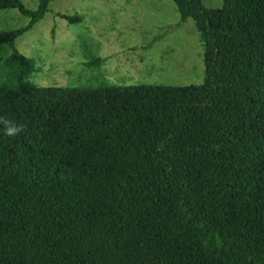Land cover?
I'll return each mask as SVG.
<instances>
[{"label": "trees", "instance_id": "1", "mask_svg": "<svg viewBox=\"0 0 264 264\" xmlns=\"http://www.w3.org/2000/svg\"><path fill=\"white\" fill-rule=\"evenodd\" d=\"M172 1L198 86L38 87L0 55V264H264V0Z\"/></svg>", "mask_w": 264, "mask_h": 264}, {"label": "rangeland", "instance_id": "2", "mask_svg": "<svg viewBox=\"0 0 264 264\" xmlns=\"http://www.w3.org/2000/svg\"><path fill=\"white\" fill-rule=\"evenodd\" d=\"M43 0H18L36 11ZM220 8L222 0H203ZM17 8L0 10L4 60L13 52L32 60L24 80L38 87L198 86L204 82V48L191 19L182 21L172 0H50L29 26ZM0 63V80L4 73ZM2 82V81H0Z\"/></svg>", "mask_w": 264, "mask_h": 264}, {"label": "clouds", "instance_id": "3", "mask_svg": "<svg viewBox=\"0 0 264 264\" xmlns=\"http://www.w3.org/2000/svg\"><path fill=\"white\" fill-rule=\"evenodd\" d=\"M23 126L14 121L0 117V134L5 137H15L23 131Z\"/></svg>", "mask_w": 264, "mask_h": 264}]
</instances>
